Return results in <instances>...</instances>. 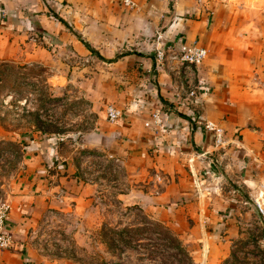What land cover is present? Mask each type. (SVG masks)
<instances>
[{"label": "crops", "instance_id": "1", "mask_svg": "<svg viewBox=\"0 0 264 264\" xmlns=\"http://www.w3.org/2000/svg\"><path fill=\"white\" fill-rule=\"evenodd\" d=\"M132 1L134 9L124 0H55L56 7H65L62 14H73L81 32L84 28L77 15L85 8V41L81 32L73 30L63 40L86 61L97 63L99 70L100 63L106 67L96 74L102 80L99 96L93 99L99 114L96 146L154 184L145 196L152 214L167 217L185 230L192 225L193 242L207 248L221 238L220 233L233 236L232 223L221 222L218 213L233 211L234 197L240 193L252 198L254 172L256 203L264 213V93L257 87L264 81V22L251 10L261 3ZM46 2L0 0L1 38L22 34L36 22L57 34L59 21L45 13ZM183 43L207 50L202 65L188 79L178 76L175 64L156 61L159 47ZM244 53L249 59L240 63ZM252 53L258 56L257 64ZM108 104L122 112L117 124L107 120ZM155 113L161 115L162 125L154 126ZM244 120H251L249 132L243 129ZM207 124L222 131V145L216 144ZM25 150L45 154L39 145ZM47 152L52 157L54 150ZM34 180L12 197L7 228L14 247L0 251V264L33 261L27 234L36 207L49 198L48 179ZM226 184L233 185L232 190ZM218 200L223 207H217Z\"/></svg>", "mask_w": 264, "mask_h": 264}, {"label": "rangeland", "instance_id": "2", "mask_svg": "<svg viewBox=\"0 0 264 264\" xmlns=\"http://www.w3.org/2000/svg\"><path fill=\"white\" fill-rule=\"evenodd\" d=\"M252 2L261 3L251 10L264 22V0ZM54 8L73 31L81 32L72 13L62 14V4ZM77 19L84 37L85 8ZM58 27L51 34L36 22L22 34L0 36V204L12 205L14 194L35 178L49 184V198L36 207L27 234L29 264H264L256 172L252 198L240 193L233 211L218 213L221 222L232 223L233 236L220 233L207 248L193 242L190 221L185 230L152 214L145 196L154 184L94 141L99 114L93 99L102 83L96 74L106 67L100 63L99 70L97 63L74 52L63 40L70 30L59 22ZM247 59L243 55L240 63ZM263 85L257 87L264 93ZM242 122L249 132L251 120ZM31 145L45 154H26ZM48 148L54 150L52 157ZM225 186L232 190L233 185Z\"/></svg>", "mask_w": 264, "mask_h": 264}, {"label": "built area", "instance_id": "3", "mask_svg": "<svg viewBox=\"0 0 264 264\" xmlns=\"http://www.w3.org/2000/svg\"><path fill=\"white\" fill-rule=\"evenodd\" d=\"M124 3L130 8H136V4L132 0H124ZM207 56V50L197 46H189L183 43L180 46H176V44L172 45H164L157 49L156 51V61L161 65L163 64H175L177 67L178 75L184 78H189V73L193 71L194 68H198L202 65L204 59ZM190 88V95L194 94L192 90L193 87ZM106 117L107 120L111 123H117L121 117L122 112L117 110L114 106H108L106 109ZM152 121L154 126H159L163 124V120L159 113H155L152 115ZM151 124L149 122L146 123V127H150ZM206 130L214 132L216 135V144L222 145V131L215 127L212 124L206 125ZM260 211L263 213L261 207ZM12 210V205L9 201H4L0 204V251L10 250L14 247V239L12 234L9 232L7 228L8 218Z\"/></svg>", "mask_w": 264, "mask_h": 264}, {"label": "trees", "instance_id": "4", "mask_svg": "<svg viewBox=\"0 0 264 264\" xmlns=\"http://www.w3.org/2000/svg\"><path fill=\"white\" fill-rule=\"evenodd\" d=\"M55 5H56L55 2L47 0V2H46L47 12L51 13L52 16H54L59 21V25L61 28H64V29L71 31L72 27H71L70 23H68L62 15L56 13V9L54 8V7H56ZM83 43L88 49L92 50L88 43H85L84 41H83ZM92 52H94V51H92Z\"/></svg>", "mask_w": 264, "mask_h": 264}]
</instances>
